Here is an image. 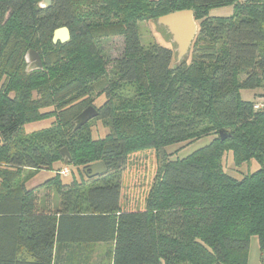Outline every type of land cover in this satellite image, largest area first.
I'll list each match as a JSON object with an SVG mask.
<instances>
[{"label":"trees","instance_id":"16d2710c","mask_svg":"<svg viewBox=\"0 0 264 264\" xmlns=\"http://www.w3.org/2000/svg\"><path fill=\"white\" fill-rule=\"evenodd\" d=\"M41 2L0 0V264H67L75 246L111 240L112 264H248L252 237L264 249V106L255 109L241 90L264 87V0ZM220 6L234 11L210 14ZM184 9L198 22L186 59L177 62L175 45L146 49L138 23ZM62 26L71 39L55 44ZM117 36L124 51L112 60L99 45ZM31 48L44 68L27 72ZM125 83L133 97L118 94ZM89 105L99 115L74 131ZM48 115L57 116L50 129L23 134ZM99 120L103 138L82 133ZM55 129L63 139L51 154L38 141ZM221 129L231 135L221 139ZM208 135L184 157L167 150ZM147 151L158 160L155 177L145 205L127 208L121 174L131 155ZM230 151L237 167H260L235 177L224 165ZM57 162L51 179L27 187L34 175L25 168L53 170ZM98 162L103 174L63 182L64 167ZM51 186L86 206L55 210L50 195L41 205L40 190Z\"/></svg>","mask_w":264,"mask_h":264},{"label":"rangeland","instance_id":"374dc122","mask_svg":"<svg viewBox=\"0 0 264 264\" xmlns=\"http://www.w3.org/2000/svg\"><path fill=\"white\" fill-rule=\"evenodd\" d=\"M233 11V6H220L212 8L210 14L213 16H229ZM138 26L141 43L146 49H150L154 46L174 47L171 35L163 27L159 26L156 21H141L138 23ZM99 48L102 54H105L112 60L121 57L124 51V38L122 36H117L115 38L104 39L100 42ZM175 55L177 60V53H175ZM111 66H109V70H111ZM118 94L120 96L133 97L135 95V87L133 84L129 83L122 84L118 89ZM241 97L247 101L255 102L256 100H259L260 102H264V87L243 89L241 90ZM104 101V98L100 96L97 98V101H95V104L96 106H100ZM56 117L48 115L25 124L23 127V134L29 135L34 131L50 129L53 126ZM107 132L108 128L103 126L102 122L99 120L82 133L89 137L92 135L95 140L103 138ZM62 139V131L55 129L52 130L48 136L39 139L38 142L45 150L51 154H55ZM212 139L213 136L208 135L192 142L188 146H184L185 143H183L177 147H170L167 150L171 154L178 152L177 156L184 157L192 151L208 144ZM176 145L178 144L173 146ZM225 156V168L238 178H241L248 173H252L260 167L256 160H251L250 162L243 163L241 166L237 167L234 164L231 151L226 152ZM61 167L62 164L57 162L54 164L53 170L42 168L30 170L29 167L25 168L24 174L34 175L27 181V187L32 188L51 179L58 169H62ZM157 167L158 160L153 151L141 152L129 157L126 167L121 174L123 206L139 209L145 205L146 193L155 177ZM64 169L66 168L64 167L63 170ZM63 176L64 183H71L73 180H76L78 183H81L83 180L87 181L84 167L75 168L74 166H71L69 167L68 173L63 174ZM48 195L51 196L50 200L53 202V208L55 210L58 208H64L67 204H69V209L81 206V204L82 206H86V204L83 205V200L78 197L76 193H73L72 195L66 194L65 197H62L56 186L40 190L41 205H44L46 196ZM80 202L82 203L80 204ZM112 247V240L104 244H82L78 247L75 246L73 248L74 253L67 260V264H112ZM248 264H264V249L261 248L257 237L251 238L248 252Z\"/></svg>","mask_w":264,"mask_h":264},{"label":"water","instance_id":"95a60500","mask_svg":"<svg viewBox=\"0 0 264 264\" xmlns=\"http://www.w3.org/2000/svg\"><path fill=\"white\" fill-rule=\"evenodd\" d=\"M52 0H42L41 6L49 8ZM157 24L163 27L170 35L172 43L175 45L177 53V62L181 63L189 54L192 42L198 33V23L192 9L178 10L162 15L157 19ZM71 39V31L67 26L57 28L53 33V42L67 43ZM25 59L27 61V72L41 70L44 68L41 55L35 49H29L26 52ZM99 115V110L94 105H89L83 109L74 118V131H77L90 120ZM231 134L226 129L220 130L221 139H225ZM64 159L72 160L69 150L64 147L61 150ZM85 171L90 177L98 176L106 171L105 164L98 162L87 167Z\"/></svg>","mask_w":264,"mask_h":264},{"label":"built area","instance_id":"2783aa9c","mask_svg":"<svg viewBox=\"0 0 264 264\" xmlns=\"http://www.w3.org/2000/svg\"><path fill=\"white\" fill-rule=\"evenodd\" d=\"M264 106V102H255V104H254V108L255 109H260V108H262ZM68 168H66V169H64V170H62V174H67L68 173Z\"/></svg>","mask_w":264,"mask_h":264},{"label":"crops","instance_id":"0c3cea01","mask_svg":"<svg viewBox=\"0 0 264 264\" xmlns=\"http://www.w3.org/2000/svg\"><path fill=\"white\" fill-rule=\"evenodd\" d=\"M259 100H256L255 102H258ZM102 244H104V243H102Z\"/></svg>","mask_w":264,"mask_h":264}]
</instances>
